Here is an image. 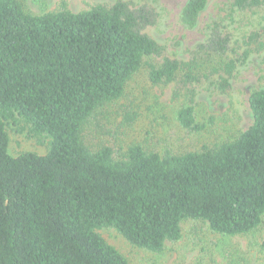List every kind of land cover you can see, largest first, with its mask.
<instances>
[{
  "label": "trees",
  "instance_id": "16d2710c",
  "mask_svg": "<svg viewBox=\"0 0 264 264\" xmlns=\"http://www.w3.org/2000/svg\"><path fill=\"white\" fill-rule=\"evenodd\" d=\"M210 0H188L181 22L194 29ZM264 0H232L231 13L255 15ZM159 12L117 0L74 12H26L0 0V264H131L99 232L115 228L131 244L162 253L200 221L225 236L248 234L264 220V87L249 98L254 122L232 141L160 153L132 144L90 147L87 124L119 100L143 68L151 84L175 83L177 119L190 132L196 94L210 83L227 93L241 62L264 52V23L244 36L235 58L222 21L188 60L168 54L148 30ZM235 42V41H234ZM10 123H25L45 154L10 153Z\"/></svg>",
  "mask_w": 264,
  "mask_h": 264
},
{
  "label": "rangeland",
  "instance_id": "374dc122",
  "mask_svg": "<svg viewBox=\"0 0 264 264\" xmlns=\"http://www.w3.org/2000/svg\"><path fill=\"white\" fill-rule=\"evenodd\" d=\"M26 12L43 14L57 11L62 1L74 12L87 10L96 3L113 4L117 0H20ZM148 2L159 12L158 24L148 32L166 46L168 54L182 60L190 58L191 51L203 42L214 21H222L233 34L235 52L241 58L246 33L261 28L264 11L258 14L231 13L232 0H210L199 23L188 29L181 22V12L188 0H132ZM263 22V23H262ZM235 41V42H234ZM143 68L127 84L124 95L105 107L84 129V139L90 147L100 144L126 149L132 144L165 150L185 152L213 147L232 141L249 129L253 113L249 98L254 90L264 87V52H252L240 63L227 93L210 83L200 85L196 94V119L203 130L190 132L183 128L177 112L180 106L175 96L176 84L153 85ZM10 153L45 154L48 141H39L25 123L8 125ZM183 237L168 241L162 253H155L131 244L115 228L99 230L107 242L127 257L131 264H264V220L248 234L225 236L209 230L200 221L183 223Z\"/></svg>",
  "mask_w": 264,
  "mask_h": 264
}]
</instances>
